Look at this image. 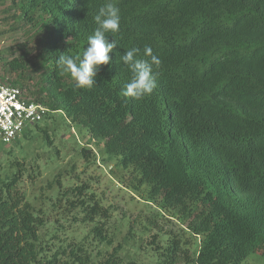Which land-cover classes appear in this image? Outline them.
<instances>
[{
  "label": "trees",
  "instance_id": "obj_1",
  "mask_svg": "<svg viewBox=\"0 0 264 264\" xmlns=\"http://www.w3.org/2000/svg\"><path fill=\"white\" fill-rule=\"evenodd\" d=\"M8 1L34 30L37 50L7 63L2 81L104 142L105 154L147 187L148 201L192 234L191 255L174 238L156 264L264 259V0H116L120 31L106 35L117 47L87 89L57 59L82 57L104 0ZM145 45L161 63L154 92L136 100L122 94L131 73L119 56L137 48L144 58ZM32 72L40 74L36 85ZM38 129L51 145L49 132ZM14 165L18 171L0 178V264H92L82 248L67 254L43 243L46 219L18 192L24 169ZM90 200L80 202L91 221L104 209ZM104 230L94 233L108 243ZM119 250L101 264H119Z\"/></svg>",
  "mask_w": 264,
  "mask_h": 264
},
{
  "label": "rangeland",
  "instance_id": "obj_2",
  "mask_svg": "<svg viewBox=\"0 0 264 264\" xmlns=\"http://www.w3.org/2000/svg\"><path fill=\"white\" fill-rule=\"evenodd\" d=\"M19 16L18 8H13L10 1L0 0L2 77H7V63L33 57L37 50L34 30L21 25ZM30 77L36 85L40 74L32 72ZM38 127L49 132L51 145ZM38 127H27L13 143L0 145V178L18 171L15 162L23 163L17 190L36 210H42L47 222L41 233L45 245L67 254L82 248L92 264H101L116 247H120L119 264H156L174 238L190 255L196 250L186 226L148 201L147 187L138 184L132 169H123L118 159L105 154L104 142L98 143L79 131L62 112L47 114ZM80 186H86L83 196L73 195L71 189ZM67 189L69 195L63 196ZM91 197L104 212L91 221L84 220L88 212L80 201L93 204ZM98 225L105 226L103 235L108 243H101L95 235ZM178 264L188 263L182 258ZM242 264H264V259L251 255Z\"/></svg>",
  "mask_w": 264,
  "mask_h": 264
},
{
  "label": "clouds",
  "instance_id": "obj_3",
  "mask_svg": "<svg viewBox=\"0 0 264 264\" xmlns=\"http://www.w3.org/2000/svg\"><path fill=\"white\" fill-rule=\"evenodd\" d=\"M120 9L116 0H104L103 5L94 16L97 27L87 38V46L82 51V57L71 54H59L57 65L62 72L70 74L78 88H91L103 66L110 64V53L117 47L114 39H109L107 33L116 34L120 31ZM139 49L133 48L119 56L120 62L131 73L130 80L124 85L122 94L141 100L151 95L157 87L154 66L161 61L153 54L149 45L143 49V57H139Z\"/></svg>",
  "mask_w": 264,
  "mask_h": 264
},
{
  "label": "built area",
  "instance_id": "obj_4",
  "mask_svg": "<svg viewBox=\"0 0 264 264\" xmlns=\"http://www.w3.org/2000/svg\"><path fill=\"white\" fill-rule=\"evenodd\" d=\"M49 109L31 101L20 88L5 84L0 78V142L16 140L27 127L39 124Z\"/></svg>",
  "mask_w": 264,
  "mask_h": 264
}]
</instances>
